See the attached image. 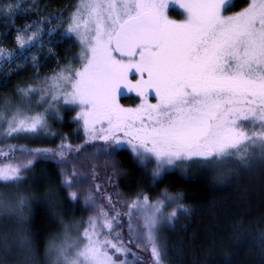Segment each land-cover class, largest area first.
I'll use <instances>...</instances> for the list:
<instances>
[{
  "label": "snow or ice",
  "instance_id": "6c2138e0",
  "mask_svg": "<svg viewBox=\"0 0 264 264\" xmlns=\"http://www.w3.org/2000/svg\"><path fill=\"white\" fill-rule=\"evenodd\" d=\"M173 6L182 19L171 18ZM234 6L233 0H78L64 30L77 56L50 76H34L35 84L19 86L17 103H0V157L9 161L0 164V182L16 189L0 192V216L17 225L3 237L0 264H39L29 228L33 198L20 191L24 171L38 157L58 158L69 198L82 200L90 212L83 222L61 219L62 232L47 242L46 264H143L130 245L148 251L150 264H166L160 234L191 212L182 195L167 190L155 200L145 193L118 198L126 205L118 208L100 185L85 187L77 162L112 165L119 175L116 153L127 146L141 164L154 162L153 183L179 171L225 185L264 170V0H245L232 12ZM19 7L9 0L0 13ZM53 23L61 25V18L18 31L19 48L40 43L44 25L52 29ZM21 59L0 47V72ZM126 94H134V106L121 103ZM36 97L42 110L32 107ZM65 106L75 112L83 144L64 136L55 150L10 143L55 136L50 121H62ZM16 151L26 159L17 161ZM91 168L94 178L96 164ZM257 243L264 251V237Z\"/></svg>",
  "mask_w": 264,
  "mask_h": 264
},
{
  "label": "trees",
  "instance_id": "16d2710c",
  "mask_svg": "<svg viewBox=\"0 0 264 264\" xmlns=\"http://www.w3.org/2000/svg\"><path fill=\"white\" fill-rule=\"evenodd\" d=\"M77 1L11 0L12 3H19L20 7L10 15L0 13V47L12 50L19 56L21 52L17 47L16 36L21 28L44 17L64 18ZM8 2L0 0V5ZM233 2L235 6L232 12L240 11L245 6V0ZM170 15L178 20L183 17V14L174 10L170 11ZM77 53L78 47L74 40L66 38L40 67L33 68L17 60L19 66L0 74V103L4 100L18 102L16 90L19 86L35 84L34 76H48L59 66L74 59ZM121 103L125 107L134 106L136 100L125 96ZM63 115L62 121H50L55 136L41 135L10 143L17 149L55 150L61 143V136H64L74 146L83 144L73 122L75 112L65 107ZM15 159L19 161L26 157L16 151ZM57 159L36 158L31 167L24 171V182L20 186V191L33 198L29 228L37 244V260L41 264H46L44 253L47 242L63 230L61 219L64 223L72 224L86 221L90 215L82 200L72 201L69 198L67 190L62 186L61 168ZM6 162L9 161L0 157V164ZM92 163L96 164L95 178L98 176L103 178V182L109 180L113 184L111 187L116 195L114 203L118 208L126 207L118 198L127 200L140 193L149 195L152 200L165 190L174 195H182L185 206L191 210L190 214L181 215L174 227L160 234L161 243L166 246V264H264V251L257 243L264 237V170L257 169L251 175L242 174L238 181L225 185L213 184L210 176L202 177L196 172L185 174L179 171H172L153 183L154 162L141 164L127 146L116 153L115 167L119 175H113L112 165L106 166L98 161L77 162V170L80 172L86 169L88 174ZM15 190L14 187H4V182H0V192ZM16 227L12 218L0 216V244L3 237L13 233ZM125 229L127 233L126 226Z\"/></svg>",
  "mask_w": 264,
  "mask_h": 264
},
{
  "label": "rangeland",
  "instance_id": "374dc122",
  "mask_svg": "<svg viewBox=\"0 0 264 264\" xmlns=\"http://www.w3.org/2000/svg\"><path fill=\"white\" fill-rule=\"evenodd\" d=\"M171 10H174L177 13L183 14L182 10H180L179 8L173 6V7H171L169 9V15H170V11ZM72 11H73V8H72V10L70 12H72ZM69 13H68V15H69ZM68 15L66 17H64V18H61V21H62L61 25L58 26L57 24L53 23L52 29H49L47 24H45L44 25V34L42 35L40 43H34L31 46H26L25 49H20L19 46L17 45L19 51L21 52V54L19 56H21V55L23 56V59H21V60H22V62H24V64L32 65L33 64V60L31 59V57H36V59H37V61L39 63V67H40L43 64L44 61L48 60L49 57L54 54V51H55V48L57 47V45L60 44L64 39H66L65 36H64V30H65V27H66ZM171 18L175 19L172 16H171ZM55 19L56 18L44 17L40 21H47V20H53L54 21ZM35 22L36 21L30 22L25 27L21 28L19 30V32L23 33L25 31L26 27H34L35 26ZM49 31H52L53 34L52 35H48ZM6 50H8V49H6ZM49 50H51V51H49ZM9 51H11L14 54V58H15L16 57V53L13 52L12 50H9ZM78 52H79V49H78ZM17 64L18 63L16 62L11 68H8L7 66H5L4 70L2 72H0V74L1 73H6V71L9 70V69L13 70ZM17 66H19V65H17ZM60 67L61 66H59L56 71H58ZM53 73H50L48 76L52 75ZM126 97L133 98V99L136 100L134 94H126ZM38 99H39L38 97L33 99L32 107L34 109H36V110H42V109L38 108V105H37V100ZM18 101H19V99H18ZM136 103H137V100H136ZM65 107L70 108V106H65ZM126 107H132V106H126ZM80 172H83V174L85 175V179L88 181L89 185H91L93 183L100 185L101 186V192H106L108 195H111L112 199H113V202H114V199H115L116 195H114V191L112 190L111 185H113V184L111 183V181L107 180V181H109L108 183L107 182H103V178H99L98 176H96V178L95 177L93 178L92 169L89 171L88 174L86 172V169L80 170ZM97 196H98L97 199H100L101 202L105 203V205H106V201L103 200V198L101 196H99L98 194H97ZM124 234H125V236L127 235L125 228H124ZM131 250H132L133 253H136V255H138V256H140L142 258L143 264H150L151 257H150V253L148 251H145V250H142V249H138L135 246L132 247ZM129 259H132V257L129 256Z\"/></svg>",
  "mask_w": 264,
  "mask_h": 264
},
{
  "label": "clouds",
  "instance_id": "9594fccd",
  "mask_svg": "<svg viewBox=\"0 0 264 264\" xmlns=\"http://www.w3.org/2000/svg\"><path fill=\"white\" fill-rule=\"evenodd\" d=\"M39 264H41V262L39 261Z\"/></svg>",
  "mask_w": 264,
  "mask_h": 264
}]
</instances>
